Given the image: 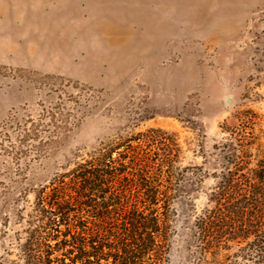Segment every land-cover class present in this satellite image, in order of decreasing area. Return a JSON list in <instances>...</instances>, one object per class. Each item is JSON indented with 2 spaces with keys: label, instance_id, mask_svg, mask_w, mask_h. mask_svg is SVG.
I'll return each mask as SVG.
<instances>
[{
  "label": "rangeland",
  "instance_id": "1",
  "mask_svg": "<svg viewBox=\"0 0 264 264\" xmlns=\"http://www.w3.org/2000/svg\"><path fill=\"white\" fill-rule=\"evenodd\" d=\"M55 122L43 151L6 150ZM233 128L264 148V0H0V264L35 191L150 129L177 139L184 175L168 264H198L193 226Z\"/></svg>",
  "mask_w": 264,
  "mask_h": 264
},
{
  "label": "trees",
  "instance_id": "2",
  "mask_svg": "<svg viewBox=\"0 0 264 264\" xmlns=\"http://www.w3.org/2000/svg\"><path fill=\"white\" fill-rule=\"evenodd\" d=\"M39 127L6 150L40 152L66 130L55 122L57 137L38 141ZM230 132L210 205L193 226L198 264H264V148ZM165 135L150 129L104 142L41 186L18 209L21 229L1 264H168L184 175L173 170L177 139ZM233 245V255L222 253Z\"/></svg>",
  "mask_w": 264,
  "mask_h": 264
}]
</instances>
